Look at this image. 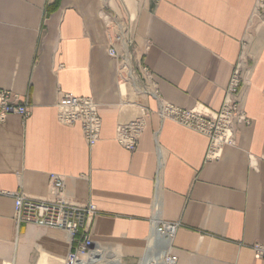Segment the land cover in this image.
Returning a JSON list of instances; mask_svg holds the SVG:
<instances>
[{"label":"crops","instance_id":"1","mask_svg":"<svg viewBox=\"0 0 264 264\" xmlns=\"http://www.w3.org/2000/svg\"><path fill=\"white\" fill-rule=\"evenodd\" d=\"M254 10L255 0H0V90L29 109L0 123V191L51 200L49 175H59L67 202L97 209L95 250L120 264L142 263L160 222L179 224L178 264H264L249 248L264 243V20ZM114 18L131 29L132 60L171 105L218 112L241 65L251 124L235 147L207 160L206 136L161 120L151 96L122 91L108 55ZM64 94L96 103L95 146L57 120ZM142 106L138 147L128 152L115 130ZM13 214V198L0 196V264H61L68 235L18 225Z\"/></svg>","mask_w":264,"mask_h":264},{"label":"built area","instance_id":"2","mask_svg":"<svg viewBox=\"0 0 264 264\" xmlns=\"http://www.w3.org/2000/svg\"><path fill=\"white\" fill-rule=\"evenodd\" d=\"M254 15L264 20V0H255ZM120 20H111L112 32L108 55L115 60L118 73V84L130 85L134 79L145 95L151 96L158 103L157 115L161 120H170L182 127L196 131L208 139L206 159H216L223 147H235L236 134L241 127H249L250 120L240 105V92L243 75L241 65L237 64L230 76L224 91V102L218 112H208L201 108L186 109L165 102L160 96L153 74L142 61L134 63L129 48L131 29ZM109 29V28H108ZM123 43L121 52L113 46ZM122 70L130 72L131 78L122 74ZM10 114L26 119L29 109L26 103H20L17 95L10 91L0 90V123ZM143 115L141 119L117 125L115 141L128 152H134L138 147L140 133L143 130ZM57 120L67 126H78L89 147H93L100 139L102 119L98 113L96 103L89 97H77L64 94L56 105ZM49 192L54 197L51 200H41L27 197L21 193H6L0 191V196H10L14 200L13 219L16 224L35 225L37 227L64 231L70 242V248L61 264H86L84 259L94 249L93 219L97 216V209L92 204L76 205L67 202L64 197V180L56 174H50L48 180ZM178 223L160 222L155 224L153 236L149 239L148 252L143 263L156 264L154 257H159V264H178V257L172 252L171 245ZM156 239V244L151 242ZM256 259L264 261V243L250 245Z\"/></svg>","mask_w":264,"mask_h":264},{"label":"bare ground","instance_id":"3","mask_svg":"<svg viewBox=\"0 0 264 264\" xmlns=\"http://www.w3.org/2000/svg\"><path fill=\"white\" fill-rule=\"evenodd\" d=\"M125 71L126 70H122V74H125ZM126 73H127V75H126V77L128 78V79H132L131 78V74H130V72H128V71H126ZM125 83V81H123V83L121 84V88H122V91L124 92V93H126V91H129V93L131 92L133 95H135L136 97H138V96H146L145 95V92L144 91H142L141 89H140V87L137 85V83H136V81L134 80V79H132L131 80V83H130V85L129 86H127L128 85V83L127 84H124ZM129 89H128V88ZM130 93V94H131ZM143 106L142 107H140L139 108V111H140V116L138 117V118H136L135 120H138V119H141V117H142V115H143ZM135 120H133V121H135ZM131 122V121H130ZM153 242H154V244H156V239H154L152 242H151V245H153ZM69 244H70V242H69ZM166 245H172V242H170V241H166V243H165ZM95 248L96 247H94V249L91 251L92 253L90 254V256L88 255L85 259H84V261L86 262V264H102V260H103V257H104V255L103 254H101V253H99V252H97L96 250H95ZM176 255V254H175ZM112 257V256H111ZM145 258V257H144ZM160 259H159V257L158 258H156V257H154V262L156 263V264H159V261ZM63 261V260H62ZM106 261V260H105ZM143 261V260H142ZM62 263V262H61ZM39 264H42V263H40L39 262ZM106 264H120V262H119V260L117 259V258H114L113 257V259H111V260H108L107 261V263ZM143 264H148V263H143ZM162 264V263H161Z\"/></svg>","mask_w":264,"mask_h":264},{"label":"rangeland","instance_id":"4","mask_svg":"<svg viewBox=\"0 0 264 264\" xmlns=\"http://www.w3.org/2000/svg\"><path fill=\"white\" fill-rule=\"evenodd\" d=\"M133 46V45H132ZM133 48V47H132ZM129 52H130V55H131V58H133V53L129 50ZM135 54V53H134ZM141 60H142V58H141ZM137 62H140V59L137 61ZM145 66V65H144ZM146 67V66H145ZM147 68V67H146ZM148 69V68H147ZM114 258H117V257H114ZM111 259H113V258H110L109 260H111ZM118 260H119V262H120V259L119 258H117ZM106 260V261H105ZM107 261H108V259H103L102 260V264H106L107 263Z\"/></svg>","mask_w":264,"mask_h":264}]
</instances>
